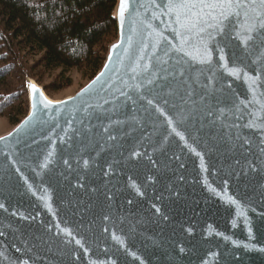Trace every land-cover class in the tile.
I'll use <instances>...</instances> for the list:
<instances>
[{
    "label": "water",
    "instance_id": "obj_1",
    "mask_svg": "<svg viewBox=\"0 0 264 264\" xmlns=\"http://www.w3.org/2000/svg\"><path fill=\"white\" fill-rule=\"evenodd\" d=\"M167 3L121 20L116 0L73 96L25 80L0 136V264H264V33L245 45L243 16L217 13L182 43Z\"/></svg>",
    "mask_w": 264,
    "mask_h": 264
},
{
    "label": "trees",
    "instance_id": "obj_2",
    "mask_svg": "<svg viewBox=\"0 0 264 264\" xmlns=\"http://www.w3.org/2000/svg\"><path fill=\"white\" fill-rule=\"evenodd\" d=\"M116 0H0V119L12 128L28 113L25 80L46 95L100 71L116 40Z\"/></svg>",
    "mask_w": 264,
    "mask_h": 264
},
{
    "label": "snow or ice",
    "instance_id": "obj_3",
    "mask_svg": "<svg viewBox=\"0 0 264 264\" xmlns=\"http://www.w3.org/2000/svg\"><path fill=\"white\" fill-rule=\"evenodd\" d=\"M254 2L255 0H168L164 7L168 9L170 14L175 16L174 23L177 28L173 31L182 40V43L187 40L184 33L192 32L201 23H207L206 17H211L215 20L218 13L222 20H228L231 16H236L237 19L243 16L244 19L240 24V28L247 34L242 35L237 32L236 35L240 38L241 43L247 45L256 38L258 28L264 33V13L256 12V17L252 18L254 22L249 23V11H256L252 7ZM258 2L260 8L264 9V0H258ZM127 6L128 0H120L118 14L121 20H123ZM257 18L259 19L257 20ZM216 27L223 31L221 25H216ZM199 31L202 32L203 28H200ZM113 47L115 48L116 45H113ZM235 71L233 70L234 73ZM33 91H35L34 86Z\"/></svg>",
    "mask_w": 264,
    "mask_h": 264
},
{
    "label": "rangeland",
    "instance_id": "obj_4",
    "mask_svg": "<svg viewBox=\"0 0 264 264\" xmlns=\"http://www.w3.org/2000/svg\"><path fill=\"white\" fill-rule=\"evenodd\" d=\"M72 84L70 87L65 88L59 92H57L53 100H62L67 97L73 96L76 94L84 85L88 83V79L84 77L80 72L73 71L71 73ZM12 129L11 125L9 124L8 120L5 118L0 119V136L6 134Z\"/></svg>",
    "mask_w": 264,
    "mask_h": 264
}]
</instances>
